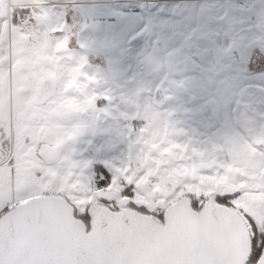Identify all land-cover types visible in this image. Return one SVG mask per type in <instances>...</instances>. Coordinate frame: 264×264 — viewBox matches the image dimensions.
<instances>
[{
  "label": "rangeland",
  "instance_id": "obj_1",
  "mask_svg": "<svg viewBox=\"0 0 264 264\" xmlns=\"http://www.w3.org/2000/svg\"><path fill=\"white\" fill-rule=\"evenodd\" d=\"M115 1L0 0V48L6 51L8 59L6 68L0 63V125L9 128L8 143L14 147L11 161L0 164L1 212L49 193L56 195L65 191L69 196L73 189H86L77 181L72 166L74 125L76 119H92L94 116L92 105L98 86L105 85L113 76L112 70L103 69L107 67L111 48L128 49L126 44H120L112 37L117 31L111 20L119 21V13L114 11ZM163 1L166 3L154 2L151 7L142 8V36L137 44L133 43L134 54L123 63V68H130L129 63H133L135 77L139 78L138 84L130 82L123 85L128 97L124 98L121 111L126 117L187 119L182 117L181 111L184 110L179 108L184 93L182 91L176 96L180 101L175 103L171 85L175 68L177 76L183 74L177 82L187 91L190 88L189 76L182 72L184 58L174 55L184 42H189L192 47L202 41H224L227 44L233 39L240 48L252 47L261 59L256 66L257 71L252 74L255 85L248 87L254 92L256 90L257 94L258 91L264 93V0ZM46 3L49 5H42ZM10 6L19 7L11 9ZM31 9L40 17L33 31L11 24L14 14L19 18L23 11ZM150 24L152 32L148 34L146 30ZM220 50L226 52L225 47ZM41 59L46 62L44 67L40 65ZM19 63L26 66L16 73L14 70ZM179 66L181 68L176 69ZM249 69L253 67L249 65ZM217 72L221 76L219 69ZM44 74L55 77L58 89L53 99L38 106L35 99ZM236 74L230 77L232 75L224 73L223 81L239 87ZM189 75L193 79L199 78L198 75ZM215 79L213 76L212 80ZM246 79L250 77L244 75L242 81ZM192 89L197 90V98L200 94L204 96L203 86H192ZM158 90L163 91L167 101L155 103L154 95ZM116 95L118 93L107 95L106 100ZM235 96L233 102L238 113L242 111L241 105L245 104L246 98H242L239 90L235 91ZM136 100L141 101L140 104ZM260 100L257 97L254 101L255 113L251 119V143L255 145L253 150L251 147L250 164L241 163L238 175L234 176L238 179L234 184L239 196L233 200L237 209H250L254 203L264 208V106L259 104ZM224 104L221 107L225 111ZM232 110L236 111L235 108ZM41 146H60L63 151L56 162L49 164L41 157ZM174 168V165L168 166L164 172L171 175L180 173H176ZM249 169L252 172L251 183L244 181L250 175ZM203 181L202 184L194 183L181 174L179 188L170 198L206 197L213 185H210V179ZM53 183L55 188L50 192ZM69 200L73 201L72 198ZM161 201L166 205L171 203L162 194Z\"/></svg>",
  "mask_w": 264,
  "mask_h": 264
},
{
  "label": "flooded vegetation",
  "instance_id": "obj_2",
  "mask_svg": "<svg viewBox=\"0 0 264 264\" xmlns=\"http://www.w3.org/2000/svg\"><path fill=\"white\" fill-rule=\"evenodd\" d=\"M154 2L166 3L163 0H117L113 3L114 11L119 13V21L111 20L116 24L114 28L117 31L112 37L118 43L126 44L128 49L122 51L120 47L111 48L108 53L110 55L107 67L103 69L112 70L113 76L105 85L98 86L96 93L93 92L95 93V105H92L95 108L94 116L92 119H76L74 125L72 166L77 181L86 189H73L69 196L65 191L56 195L49 193L45 196L64 197L73 205L77 216L89 219V223V210L92 207H102L112 212L132 210L163 219L167 207L185 198V196L178 199L170 198L179 188L181 174L184 178L198 184L204 183L203 179H210V185L213 186L209 185L211 188L206 197L187 196L192 199L193 208L200 211L209 200L213 199L217 204L230 207L241 215L253 240L264 237V224H260V219L255 215L257 208L262 205L254 203L250 209H237L233 204V200L239 196L234 184L238 179L234 176L238 175L237 171L241 163L250 164L251 147L252 150L254 148L253 142L251 143L253 133L251 119H218V106L215 100H212L210 104L216 119H130L132 116L126 117L121 111L123 100L128 97V94L124 93L126 86L123 85L130 82L132 85L139 83V78L135 77L134 64L130 62V68L128 66L123 68V63L134 54L133 45L137 44L142 36V8L151 7ZM14 7L19 6H10L11 9ZM18 19L14 14L12 25H16L15 22ZM151 32L150 24L146 33ZM214 43L215 53H223L217 47V41ZM229 43H231L229 49L224 52L227 58L233 59L238 64L243 54L247 57L251 56L252 61H249L248 65H251L253 70L256 69L258 62L255 56L260 54L255 53L252 47L240 48L233 39L231 42L228 40ZM174 46L176 47V43ZM135 48L137 49L136 45ZM189 51V42H184L182 48L174 52L175 57L184 58L182 72L191 66ZM205 54L208 53L204 52L201 55ZM0 63L4 66L8 63L5 50L0 52ZM24 65L25 63H19L14 72L21 71ZM229 68L234 69L235 66L231 64ZM194 69L204 74L205 78L209 76L210 72L199 65H194ZM172 72L174 78L171 85L175 93L173 100L176 103L180 101L176 96L182 91L185 94L186 90L181 83L177 82L178 79L181 80L183 74L177 76L175 68ZM68 79L67 76V82ZM206 82L207 87L214 88L213 81L208 78ZM206 92L203 91V93ZM114 93H118L121 98L116 95L107 101V95ZM165 100L167 101L166 97ZM136 101L138 104L141 102ZM135 105L136 108L139 107L136 103ZM181 105H179L180 110ZM181 112L182 117H188V112ZM9 139V128L6 125H0V149L5 150ZM42 146L41 150L57 149V160L63 151L60 146L55 148ZM41 157L49 164L57 161H47L52 157L50 151H46L45 156ZM171 165H174L176 173H180L171 175L164 172V169ZM249 173L250 175L244 181L248 180L251 183L250 169ZM170 180H175L177 183L172 192L165 189V184ZM54 188L55 183L51 185L50 192ZM232 189L235 193L229 195ZM161 194L164 198L170 199L171 203L168 205L163 203Z\"/></svg>",
  "mask_w": 264,
  "mask_h": 264
},
{
  "label": "water",
  "instance_id": "obj_3",
  "mask_svg": "<svg viewBox=\"0 0 264 264\" xmlns=\"http://www.w3.org/2000/svg\"><path fill=\"white\" fill-rule=\"evenodd\" d=\"M54 78H43L35 104L54 98ZM165 101L162 90L155 103ZM50 151L54 162L58 150ZM4 151L0 149V162ZM176 181L165 189L172 192ZM232 189L228 194L232 195ZM255 215L264 224V209ZM90 223L77 217L62 196L22 203L0 218V264H250L253 238L241 215L209 200L200 211L185 197L166 208L164 218L132 210H89ZM256 264H264V249Z\"/></svg>",
  "mask_w": 264,
  "mask_h": 264
},
{
  "label": "crops",
  "instance_id": "obj_4",
  "mask_svg": "<svg viewBox=\"0 0 264 264\" xmlns=\"http://www.w3.org/2000/svg\"><path fill=\"white\" fill-rule=\"evenodd\" d=\"M42 5L46 6L49 4L46 3V4H42ZM32 11L35 13L37 21H39L40 17L37 14V12L34 9H32ZM217 44H218L217 45L218 48L225 47L226 51L229 49V47L231 45V43L226 44L224 41L217 42ZM215 46L216 45H215L214 41H210V42L202 41L198 46L196 44V45L190 47V51H189L190 53L189 54L191 56L190 57L191 66L189 68H187L184 72H185V74H188L189 81H191L190 82L191 84L188 85V86H190V88L188 91L186 89V93L184 94L185 96H183V103L181 105L182 106L181 110H184V111L189 113L188 117H187L189 119H216V117L214 115L213 107H211V104H210V102L212 100H215V101H217L216 104L218 106V116H219L218 119H252V118H254L253 117V115L255 113L254 101L257 97H260L261 100H260L259 104H262L264 106V93H262V91H258L259 94H257L256 90L254 92L253 91L254 89H251L248 87L251 85H253V86L255 85V80L252 78L253 77L252 74H254L256 72V69H254V70L249 69V65H248L249 61H252V57L251 56L247 57V55L243 54V58L242 59L239 58V63L237 64L233 59L227 58L224 53L216 54L215 50H214ZM1 51L2 50L0 48V52ZM204 52H207L208 54L207 55L205 54L204 56L201 55ZM260 57H261V55H257V54L255 56L258 63H259V60L261 59ZM231 64H233V66H235L234 69L229 68L231 66ZM40 65L42 67H44L46 65V62H44L41 59ZM194 65H199L201 68L208 70V72H210L209 76L206 78V81L208 78L211 81H213L214 82V88L208 89V87L206 86L207 82L205 81L203 75L194 69ZM25 66H26V64L23 66L21 71H23ZM5 68H6V66H5ZM177 68L180 69L181 67L179 66ZM218 69L222 73L221 76L217 72ZM224 73H229L230 75H232L230 77H234L235 75H237L236 73H238V78H236V81L240 82V86L238 87L237 85L236 86L232 85V84L228 83L227 81L224 82L223 78H222V77H224ZM189 74H191V76L192 75H198V77H199L198 80L193 79L192 77H190ZM244 75L250 77V79H246L245 81L244 80L242 81V77ZM46 76H50V77L55 79V77L51 74L50 75L44 74V76L41 75V77H43V78ZM213 76L216 78L215 80H212ZM43 78H42V80H43ZM232 80H234V79H232ZM251 82H253V84H250ZM198 85L203 86L204 90L207 92L204 93V96H201L202 94H200V97L197 98L195 96L197 90H193L192 86H194L195 88H198ZM243 89L246 90L245 93H243ZM237 90L240 91V95L242 96V98L243 97L246 98L245 104L241 105L242 111H240L238 113H237V108H236L235 102H233L236 98L235 91H237ZM250 90H252L253 92H250ZM56 93H57V90H56ZM252 93H253V95H252ZM250 95L253 97H250ZM250 100H252V101H250ZM222 103H225L224 104L225 111L221 107ZM233 108L236 109L235 112H233V110H232ZM254 145H255V143H254ZM2 162H4L3 164H6L4 159L3 160L1 159L0 164ZM0 213H1V211H0Z\"/></svg>",
  "mask_w": 264,
  "mask_h": 264
},
{
  "label": "built area",
  "instance_id": "obj_5",
  "mask_svg": "<svg viewBox=\"0 0 264 264\" xmlns=\"http://www.w3.org/2000/svg\"><path fill=\"white\" fill-rule=\"evenodd\" d=\"M18 26L23 30H27L29 32L32 31V29L36 26V18L32 11L29 10L21 16L18 22ZM13 150V145L8 144L6 147V163L11 161V155Z\"/></svg>",
  "mask_w": 264,
  "mask_h": 264
},
{
  "label": "trees",
  "instance_id": "obj_6",
  "mask_svg": "<svg viewBox=\"0 0 264 264\" xmlns=\"http://www.w3.org/2000/svg\"><path fill=\"white\" fill-rule=\"evenodd\" d=\"M26 11H23L22 12V15L25 13ZM35 14V13H34ZM21 15V16H22ZM20 16V17H21ZM19 17V18H20ZM16 24H18V21L16 22ZM11 210V208H9V207H7V208H5L1 213H0V218L5 214V213H7L8 211H10ZM78 218H80L81 220H83L86 224H88L89 225V219H83V218H81L80 216H77ZM160 219H162V218H160ZM163 220V219H162ZM253 245H254V250H253V256H252V260H251V263L250 264H256L258 261H259V259H260V257H261V255H262V251H263V249H264V237H258V238H255L254 240H253Z\"/></svg>",
  "mask_w": 264,
  "mask_h": 264
}]
</instances>
